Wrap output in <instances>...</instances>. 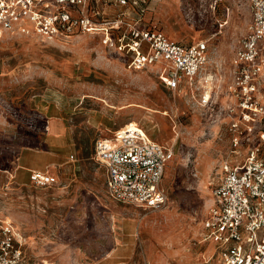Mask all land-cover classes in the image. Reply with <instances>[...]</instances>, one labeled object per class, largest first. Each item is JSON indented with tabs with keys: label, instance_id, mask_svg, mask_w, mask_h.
<instances>
[{
	"label": "rangeland",
	"instance_id": "374dc122",
	"mask_svg": "<svg viewBox=\"0 0 264 264\" xmlns=\"http://www.w3.org/2000/svg\"><path fill=\"white\" fill-rule=\"evenodd\" d=\"M149 2L146 19L171 38L209 39L218 78L210 107L168 90L159 66L128 70L101 35L0 37V220L33 263L217 264L204 220L231 148L225 87L251 23L249 0ZM130 123L174 150L159 208L112 199L94 159L97 139ZM47 168L58 182L34 185L31 170Z\"/></svg>",
	"mask_w": 264,
	"mask_h": 264
},
{
	"label": "built area",
	"instance_id": "2783aa9c",
	"mask_svg": "<svg viewBox=\"0 0 264 264\" xmlns=\"http://www.w3.org/2000/svg\"><path fill=\"white\" fill-rule=\"evenodd\" d=\"M224 1L214 0V6ZM104 4L115 7V13L109 15ZM149 4V0H0V37L16 32L45 39L101 35L103 44L126 56L128 70L159 66L157 74L168 90L189 96L197 108L210 107L218 78L209 70V39L186 43L171 38L146 19ZM249 4L251 23L225 87L231 148L221 163L204 220V238L215 245L218 264H264V0ZM226 24L227 20L219 26ZM93 156L104 168L112 199L146 208L166 202L163 179L174 150L137 123L97 139ZM75 160L74 154L68 157L69 162ZM30 181L45 187L56 184L58 177L49 168L33 169ZM0 264H37L27 259L19 233L4 220Z\"/></svg>",
	"mask_w": 264,
	"mask_h": 264
},
{
	"label": "bare ground",
	"instance_id": "6f19581e",
	"mask_svg": "<svg viewBox=\"0 0 264 264\" xmlns=\"http://www.w3.org/2000/svg\"><path fill=\"white\" fill-rule=\"evenodd\" d=\"M132 126H136V124L134 125V124L132 123Z\"/></svg>",
	"mask_w": 264,
	"mask_h": 264
},
{
	"label": "crops",
	"instance_id": "0c3cea01",
	"mask_svg": "<svg viewBox=\"0 0 264 264\" xmlns=\"http://www.w3.org/2000/svg\"><path fill=\"white\" fill-rule=\"evenodd\" d=\"M218 264V263H217Z\"/></svg>",
	"mask_w": 264,
	"mask_h": 264
}]
</instances>
